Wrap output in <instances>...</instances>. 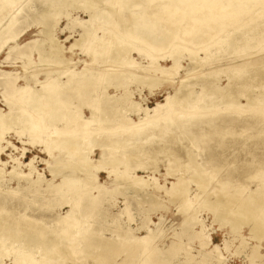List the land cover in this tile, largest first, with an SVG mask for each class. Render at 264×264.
<instances>
[{
  "label": "bare ground",
  "instance_id": "bare-ground-1",
  "mask_svg": "<svg viewBox=\"0 0 264 264\" xmlns=\"http://www.w3.org/2000/svg\"><path fill=\"white\" fill-rule=\"evenodd\" d=\"M23 4L29 9V19L38 28L41 38L19 46L17 39L23 32L13 33V20L10 19L15 6ZM78 10L88 19L73 17ZM7 16L8 23L1 25ZM61 17L66 19L67 26L60 33L75 26L81 29L76 36L71 33L62 42L56 36ZM240 27L244 30L230 33ZM0 31V50L4 44L12 42L9 49L19 50L16 59L21 60L22 68L30 65L33 68L29 74L7 72L0 76V102L7 108H0V249L14 250L11 264H91L98 260L103 264H135L133 260L139 250L147 254L142 259L144 263L153 259L157 264H166L152 255L154 238L145 236L161 233L158 227H149L150 219L135 229L144 230V236L121 227L118 216L112 221L116 226V231L112 232L115 237L106 238L105 231L100 228L89 230L93 226L90 219L103 211L96 201L106 194L124 195L123 191L128 190L149 201L154 212L168 208L157 196V192L164 190L169 202H179L185 215L181 227L186 228L190 237L208 246L210 237L205 241L203 227L195 228L200 220L196 214L189 215L192 204L202 195L194 193L190 201L189 184H194L198 190L211 182L220 185L219 190L213 192L215 198L201 197L198 207L210 213L212 222L219 228L228 226L230 233L241 236L240 244L247 245V241L252 240L249 258H254V264H264V253L259 251L264 242V189H258L263 185L245 192L249 187L245 184L264 182V94L254 93L259 90L255 88L264 91V0H0ZM71 38L73 43L69 47L63 45ZM183 53L190 61L186 67L180 64ZM134 54L148 63L142 65ZM222 54H235L244 59L232 62L230 59V62L204 70L206 72L196 73L199 68L220 60L218 57ZM33 55L39 66L35 65ZM162 59H166L168 65H162ZM79 64L82 67L76 69ZM45 66L47 68L43 69ZM182 70L184 74L180 73ZM43 71L45 79L40 80L38 75ZM218 72L225 74L224 86L219 84ZM175 81L178 84L173 94H168L163 103H156L152 108L135 102L134 91L129 89L133 84L149 90L165 83L171 87ZM194 87L200 91L195 92ZM109 88L114 90L113 94L109 93ZM201 102L204 104L197 109ZM85 109L89 116L85 115ZM128 114L143 116L134 123ZM254 118L257 121L252 120ZM120 124L126 125L121 129L127 135L124 142H96L99 134L113 133ZM41 127L49 131L48 135L43 137ZM174 127L194 132V135L189 134L192 138L189 143L207 156L203 166L196 161L180 159L179 151L190 146L184 144L177 149L172 139V144L169 139L166 143L165 138ZM255 128H258L256 134L250 136L248 131ZM9 133L17 136L24 146L40 148L39 152L48 154L49 159L37 160L32 156L22 162L20 159L27 152L25 148H21L20 157L6 153L9 149L18 151L8 141ZM156 135H160L159 138ZM231 135L238 139L229 137ZM153 142L155 146L151 148ZM255 145L259 151L253 150ZM94 149L100 151L96 160L91 159ZM236 149L240 153L235 154ZM57 152L63 158L72 154L75 159L62 165ZM2 156L7 160L3 161ZM162 156L167 159L166 175L172 176L169 170L176 168L177 163L192 170L187 176L184 171L183 175L174 176L170 187L161 186L154 173L159 167L155 162ZM258 156L262 157V162L255 166ZM172 157L179 161L173 162ZM247 157L251 162L245 165ZM38 163L46 164L50 179L37 171ZM205 164L211 171L206 172ZM224 165H230L234 170L232 174L237 176L232 178L234 175L228 171L219 180L218 168ZM62 167H68L70 172L61 173ZM103 169L108 176L114 175L110 184L99 182L98 172ZM137 170L147 176L138 175ZM231 178L237 183L234 186L228 184ZM13 181L15 187L9 185ZM65 185L87 203L78 206L76 198H64ZM21 190L61 194L60 203L68 209L64 214H57L54 220L43 223L44 216L16 212V204L10 197L17 196ZM239 190L242 193H238ZM123 212L127 213V208L121 209L119 216ZM244 228L249 237L240 235ZM37 244L52 251L59 244L68 249L67 254H58L51 260L52 254H40ZM172 245L167 250L168 257L177 255L176 247L180 242ZM95 251L100 252V256H93ZM22 252L25 253L21 256ZM120 254L124 258L118 262ZM189 262L191 260L185 258L181 264ZM0 264L4 263L0 261Z\"/></svg>",
  "mask_w": 264,
  "mask_h": 264
},
{
  "label": "rangeland",
  "instance_id": "rangeland-1",
  "mask_svg": "<svg viewBox=\"0 0 264 264\" xmlns=\"http://www.w3.org/2000/svg\"><path fill=\"white\" fill-rule=\"evenodd\" d=\"M4 14H5V12L2 13L1 18L3 17ZM72 15H73V17H78L81 20H87L88 19V17L85 16L83 13H81L80 10H78L76 13H74ZM11 17L12 18L10 20H13V26H12L13 33H20L21 31L23 32L20 35V37L17 39V43H19V46H23L24 44H27L28 42H30L34 39H40L41 38L40 36H38V33H37L38 28H36L34 26V24L31 23V21H30L31 19H29L30 18L29 17V9H27L24 4L21 6L20 5L15 6L14 13ZM7 21H9L8 16L5 18V20H2L1 25L8 23ZM212 21L215 22L216 19L214 18ZM66 24H67L66 19L64 17H61V19L59 20V25L56 28V36L58 37L60 42L64 41L66 37H69V35L71 33H72V36L73 35L76 36L78 34V32H80V30H81L80 28L75 26L73 29L72 28H69L68 30L65 29L62 31V33H60V31L67 26ZM252 26H253V24H252ZM3 28H4V26L1 28V31ZM237 29H239V30H237ZM237 29H234L235 31L231 30L230 33H236L238 31H243L244 27H242V28L240 27ZM72 41H73V38L68 39L66 42L63 43V45L69 47L70 44L73 43ZM12 46H13V43L9 42L7 44H4L2 46V49L0 50V76H1V73H7V72L16 73L18 75H20V74L24 75L27 73L29 74V71L33 69L32 66L30 65L25 69L22 68L21 60L16 59L18 57L17 55H18L19 50H17V48L12 49V50L9 49V47H12ZM200 55H202V54H199V56ZM262 55H264V54H262ZM133 56L138 62H140L144 66L148 63V61L146 59H143V57L137 56L135 54ZM182 56H183V59L180 58V64L182 66L186 67V64H188V65L190 64L189 58L187 57L186 53H183ZM255 57H257V56H254V58ZM32 58L35 59V61H34L35 65L36 64L38 65L37 57L35 55H33ZM72 58L75 59L76 57L72 56ZM80 58L83 59V55H81ZM218 58H220V60H218L217 62H212L210 65H208L206 67H203V68L201 67L202 69L199 68L196 73L206 72L204 70L212 69V68L218 67V66H220L226 62H230V59H231V62L234 59H235L234 61L244 59V57L239 58L238 56H235V54H232V55L231 54H225V55L222 54ZM165 60L162 59V61H160L162 65H168V62H165ZM213 60L214 59H212L211 61H213ZM81 67H82V65L79 64L75 68L79 69ZM28 68H29V70H28ZM41 68H43V67H41ZM46 68L47 67L45 66V68H43V69H46ZM93 68L94 67H91V69H93ZM52 69H53V67H52ZM263 71H264V69H263ZM40 73L38 75V78L40 80L45 79L44 71L40 72ZM180 73L184 74V71L182 70ZM218 76L220 78L219 84L224 86L226 84L225 78H224L225 74L218 72ZM175 83L172 86L170 85L171 87H169V84L166 85V83H165L163 85L164 87L161 86V87L155 88L153 90H149L147 87H142L141 85L133 84V85L129 86V89L131 91H134V99L133 100L135 102L140 103L142 105V107L152 108L156 105V103H163V101H165L164 98L168 94H173V88H174V86H176L178 84V81H175ZM193 89L195 92L200 91L198 87H194ZM255 89H259V90H255V92H254L255 94H258V93L264 94V91L261 88H255ZM109 93L113 94L114 90L112 88H109ZM193 97H194V94L190 95L189 99H191ZM241 102L244 103V100H241ZM203 104L204 103L201 102V104L199 106H197V109H199V107ZM0 108L2 110H7V108L3 105L2 102H0ZM84 113H85V115L89 116L88 111L86 109L84 110ZM142 116L143 115L137 116L134 114H128V117L134 123H137L139 120V117H142ZM252 120L257 121L256 118H254ZM252 120H251V122H253ZM248 121H250V120H248ZM41 126H43V124H41ZM125 126H126L125 124H120L117 126V130H115L113 133L109 131V132H106V134L105 133L99 134L97 136L96 142L102 143V144H109V141L110 142L119 141V143H122V141L124 142V140L127 138V135H126V132L121 131V129H122V127H125ZM172 129L174 131L171 130L172 132L170 134H168L167 137L165 138L166 143H168L169 140H170L171 144L174 142V144L176 145L175 147L177 149H180V147L184 146V144H185V146L186 145L190 146L189 149H183V150L179 151L180 157H181L180 159H185V161H189V160L194 161V163L196 161L198 163V165L203 166V163H205L206 160L208 159L207 156L202 153L203 151H200V150L198 151L197 149H195L190 144L191 143L190 139H192V138H190L191 136H189V134L191 133L190 135H194V132L192 133L189 130H186V132H185L184 130H181V129H178L175 127ZM256 129L258 130V128H255V130H250V132L248 131V133H250L249 135L250 136L255 135ZM42 130H44L43 127H41V131ZM194 130L195 129L193 128V131ZM251 131H254V132H251ZM48 133H49L48 130H44L41 132L43 137L45 135H48ZM174 133H175V135H174ZM181 135H182V137H181ZM159 136L160 135H158L157 138H159ZM173 137H174V139H173ZM229 137H231V138L236 137V139H238L237 136H233V135H231ZM92 138H94V137H92ZM131 138H133V140H135L134 135H132ZM7 139H8V141L12 142L16 148H18V151H16V152L10 151V149H9L6 153L12 152V154L14 156L20 157L21 148L27 149V152L25 153L24 158L20 159L22 162H27L29 160V158H31L32 156H36L35 158L37 160H40V159L48 160L49 159L48 154L43 153V152H39L40 148L39 149H37L36 147L31 148L27 144H26L27 146L22 145L17 140V136H15L13 133H9L7 135ZM171 139L173 142L171 141ZM89 140H88V142H89ZM92 140H94V139H92ZM101 140H102V142H101ZM137 145H138V143L136 142L135 146H137ZM154 146H155V143L151 144L150 147L152 148ZM199 147H201V146L199 145ZM256 147H258V145H255L253 147V150L259 151L258 148H256ZM190 148H192V149H190ZM237 149H239V148H237ZM237 149L234 151V153L237 152L235 154L240 153L239 150H242V149H239V150H237ZM57 153H59V152H57ZM60 153L63 154L66 152L61 151ZM60 153H59V157H57V159H60V162H62V165H64V164L67 165V164H69V161H71V160L73 161L75 159V158H72L73 157L72 154L70 155L72 158L71 159L69 155H67V158L66 157L63 158L62 156H60ZM110 154L115 155L113 153H110ZM195 154L196 155L199 154V156H196ZM241 154H243V153L241 152ZM112 155H110V156H112ZM188 156H190V157H188ZM242 156H241V158H243ZM99 157H100V151L98 149H94V153L91 154V159L96 160ZM162 157H161L162 159L155 162L156 165L159 166L158 172L154 173V175L158 179L157 183L159 185L162 184V185H165L166 187H170V182L174 181V179H175L174 176H181V174L183 175L184 172H185V175L187 176L189 174V172L192 170L190 168H187L185 165L184 166H178V163H177L176 168L173 167V168H170V170H169V172L172 174V176L166 175V173H167V159L164 156H162ZM191 157H192V159H190ZM198 157H200V158H198ZM69 158H70V160H69ZM174 158L173 157L171 158L173 160V162L179 161L178 158H177L178 160L174 159ZM2 159H3V161L7 160V158L5 156H2ZM257 159L258 160L254 162V165L258 164V162L261 161L262 157L258 156ZM162 162H164V163H162ZM250 162H251L250 158H248V157L245 158V160H244V164L246 163L245 165L249 164ZM161 164H163L162 167H161ZM215 164H218V163H216V161H215ZM215 164L213 163V165H215ZM239 165H241V163H239ZM251 165H253V164H251ZM192 166H195V164ZM204 166H206V169L208 170V171L205 170L206 172L211 171L210 169H208L209 167L207 168V164H205ZM215 166L213 167L214 169H215ZM64 167H62L63 171L61 170V173L70 172V169L68 167H66V168H64ZM221 167L222 166H219V168H218L219 171L216 175L219 180H221L226 175L225 173H227L228 171L231 173L232 176L234 175L233 177L231 176L232 178L237 176L236 174H232L234 170H232L233 169L232 167L230 169V165L229 166L224 165L223 168H221ZM262 167H263L262 169L264 170V164ZM7 168L10 169L9 166ZM45 168H46V164H43V163L36 164L37 171H39L40 173H43L47 179H50V176L48 175ZM109 170H110V168H109ZM121 170H122V167L120 168V171ZM216 171H217V169H216ZM216 171H214V172H216ZM135 173H137L138 175H141V176H147L146 173H142V172H140V170H137ZM262 174H264V172H262ZM148 175H149V173H148ZM221 176H223V177H221ZM232 178H231V180H229L228 184H230V185L232 184L234 186L237 183H235L234 180L232 181ZM98 179H99L100 183L110 184L112 179H114V175L111 174L108 176V174L106 173V170L103 169V170H99ZM59 181H60V179H57V182H59ZM214 183L211 182L208 185H204V188H206V189L200 188L198 190L194 187V184L190 183L189 184V187H190L189 199H190V201L193 200V197L195 194H200V196L202 195L201 197L206 196V197L211 198V199L215 198L213 192L216 191L217 189L219 190L220 185H219V183H215V184ZM9 185L15 187L16 182L13 181V182L9 183ZM245 185L249 186L247 188V190L244 188V190H246L245 192L249 193L250 191L256 190L257 186H259V185L264 186V182H261V183H259L258 181L257 182H250V183H247ZM263 186H261L258 189L263 190L264 189ZM66 188H68V189H66ZM163 191L164 190H160V192H157L158 200L162 204L166 205L168 208L166 210L161 209V210H156L154 212L151 211V209H150L149 201L142 198V196L136 197V195L133 192L130 193V191H128V190L123 191L124 195H117V194H113V195L106 194V195H104L103 198H100L96 202L101 204L100 208L103 209V211H104V209H108V211H107L108 213L100 211L99 213L94 215L90 219V222L93 224V226L91 225L89 227V230L90 229L92 230L95 228H100V229H103L105 231L104 233H105L106 238H110L112 236L115 237L116 234H113L112 232H113V230L116 231V226H115L114 222H112V221L114 219L113 217L118 216L117 217L119 219L118 224L121 225V227H123L124 229H127V228L133 229L134 234H136L137 236H142V235L144 236L145 235L144 230L136 231L135 229L138 227H141L143 224H145V222H147V219H150L149 221H151V222L148 224L149 227L152 229H155L156 227H158L161 230V233L157 231L155 233H151L150 235H149V233H147L145 235V236H148L149 238H154V240L151 242L152 243L151 247L153 248V254L152 255L156 256V258L163 259L168 264H181V262L184 261L185 258H188L189 260H191V262H189L187 264H254V262H253L254 258L252 260L249 258V255L251 254V247L253 246L252 244H254V242L252 240L251 241L248 240L247 245L246 244L242 245V244H240L241 243L240 242L241 236H239L236 233H230L228 226H227L228 228L227 227L219 228L217 223H213L212 222L213 218H212L211 214L205 210H201L198 207L197 203L198 202L200 203V201L202 200L201 197L192 204V208L189 210L190 211L189 215L193 216V214H196L197 219L200 220V225L198 224L197 226H195V228L197 230H199L200 227H203V230L205 233L204 234L205 235L204 236L205 241L210 237V239L208 240V242H209L208 246H206V245L204 246V243L201 242L200 239H195L193 236L190 237L189 234H187L186 228L183 229L181 227V223H182L185 215L182 212V210L178 204L179 202H176V201L169 202V200H170L169 197L166 196L163 193ZM94 192L95 191H93V193ZM62 193H63V197L68 199V200H70V199L74 200L73 198H76L75 202L78 201L77 202L78 206L80 204L84 205L87 203V200H86V202H84V200L77 197V195H75L74 192L71 191V188L67 187L66 185L63 187ZM238 193H242V191L239 190ZM59 195H61V194L56 195V194H52V193H47V192L42 191V190H39V192H35V191H31V192L28 191L27 192V191L21 190L20 194H18L17 196H15L13 198L10 197V201L15 202L16 212L18 211L21 214H25V215L37 214L40 216H44L43 223H48V222L54 220L57 217L56 216L57 214H64L68 209V206L61 205L60 202H62V201H61V197ZM80 195H81V193H80ZM125 208H127V213L123 212L119 216L120 210L125 209ZM153 224H156V225L153 226ZM70 229H72V228H70ZM240 232H241L240 235H243L244 238L249 237L247 228H244V230H241ZM206 235H207V237H206ZM173 242H180V245L178 247H176V248H178V252H177V255H174L172 257H168L167 250L172 245ZM37 245H38V250L40 251V254H42V253L43 254H52L50 256L51 260L52 259L54 260L55 258H57L58 254L59 255L65 254V253L67 254V250H68L66 248H61L60 245L58 244L57 245L58 248H56L57 246H55L53 248V250L56 253L55 254L54 251H52L51 249H49L47 247H44V245H40V244H37ZM263 245H264V242L260 245L261 249L259 248V251H261L262 253H264V246ZM213 247H216V249H213ZM11 249L12 248H7V250L5 248L0 249V261H2L4 264H11V261L13 259V253H15V252H13L14 250L13 249L11 250ZM159 249L161 250L160 252H159ZM69 251L71 252V249ZM25 252H26V250H25ZM25 252H22V254L21 253H19V254L22 256ZM99 253L100 252L95 251L92 255L98 257V256H100ZM40 254L38 253L35 255L37 260L39 259ZM146 255H147L146 252H141V250H139L136 254L137 257H135L133 261L135 262V264H137V262L139 264H146V263H144V261H142V259ZM123 258H124V255L120 254L117 258V261L119 262ZM257 260L258 259H256L255 261L260 262V260H258V261ZM58 264H62V263L60 262ZM91 264H103V263L99 262V260H98V262L91 263ZM147 264H157V263L152 259Z\"/></svg>",
  "mask_w": 264,
  "mask_h": 264
}]
</instances>
